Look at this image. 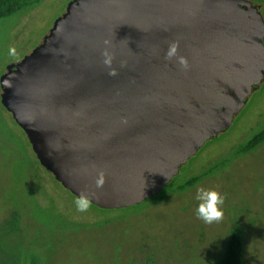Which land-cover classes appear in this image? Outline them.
I'll use <instances>...</instances> for the list:
<instances>
[{"label": "water", "instance_id": "1", "mask_svg": "<svg viewBox=\"0 0 264 264\" xmlns=\"http://www.w3.org/2000/svg\"><path fill=\"white\" fill-rule=\"evenodd\" d=\"M67 9L7 69L1 91L40 164L100 209L157 197L264 83V20L251 1L75 0ZM177 40L187 69L166 59Z\"/></svg>", "mask_w": 264, "mask_h": 264}, {"label": "rangeland", "instance_id": "2", "mask_svg": "<svg viewBox=\"0 0 264 264\" xmlns=\"http://www.w3.org/2000/svg\"><path fill=\"white\" fill-rule=\"evenodd\" d=\"M75 0H42L0 23V263L218 264L234 229L243 264H264V83L231 127L182 166L161 197L121 209L90 205L44 168L2 97L7 69L29 56ZM251 1L264 20V0ZM196 176L201 180L182 190ZM225 197L220 222L197 216L199 188Z\"/></svg>", "mask_w": 264, "mask_h": 264}, {"label": "clouds", "instance_id": "3", "mask_svg": "<svg viewBox=\"0 0 264 264\" xmlns=\"http://www.w3.org/2000/svg\"><path fill=\"white\" fill-rule=\"evenodd\" d=\"M105 45H109V41H104ZM179 41H173L169 45V49L166 53V59L172 60L178 57V63L187 69L190 67L189 61L185 56H178ZM104 64L110 69L109 75L116 76L118 70L113 68V61L115 54L106 47L103 51ZM127 61H124L122 66H126ZM106 182V176L104 171H100L97 179L96 186L102 188ZM196 200L200 203L197 207V216L199 219L203 220L206 224H212L214 222H220L223 219L224 212L222 206L225 203V197L217 190L205 189L203 187L199 188L196 194ZM78 211H87L91 205V200L88 196L82 194L75 201Z\"/></svg>", "mask_w": 264, "mask_h": 264}, {"label": "trees", "instance_id": "4", "mask_svg": "<svg viewBox=\"0 0 264 264\" xmlns=\"http://www.w3.org/2000/svg\"><path fill=\"white\" fill-rule=\"evenodd\" d=\"M42 0H0V23L21 12L29 9L33 5L41 2ZM4 78V77H3ZM264 142V130L257 135H255L243 149V153H247L259 146ZM201 180L200 176H196L190 181H188L184 186L181 187L182 190L193 187ZM163 194V191L157 196L145 202L158 199ZM144 202V203H145ZM143 203V204H144ZM242 233L239 229H234L229 236L227 248L224 257L218 264H243V250H242ZM1 264V263H0ZM35 264V263H34Z\"/></svg>", "mask_w": 264, "mask_h": 264}]
</instances>
